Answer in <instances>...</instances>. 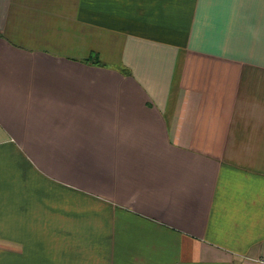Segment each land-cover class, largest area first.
Masks as SVG:
<instances>
[{"label": "crops", "instance_id": "1", "mask_svg": "<svg viewBox=\"0 0 264 264\" xmlns=\"http://www.w3.org/2000/svg\"><path fill=\"white\" fill-rule=\"evenodd\" d=\"M262 260L264 0H0V264Z\"/></svg>", "mask_w": 264, "mask_h": 264}, {"label": "trees", "instance_id": "2", "mask_svg": "<svg viewBox=\"0 0 264 264\" xmlns=\"http://www.w3.org/2000/svg\"><path fill=\"white\" fill-rule=\"evenodd\" d=\"M93 60L99 62V59H93Z\"/></svg>", "mask_w": 264, "mask_h": 264}, {"label": "built area", "instance_id": "3", "mask_svg": "<svg viewBox=\"0 0 264 264\" xmlns=\"http://www.w3.org/2000/svg\"><path fill=\"white\" fill-rule=\"evenodd\" d=\"M263 264H264V260H262Z\"/></svg>", "mask_w": 264, "mask_h": 264}]
</instances>
